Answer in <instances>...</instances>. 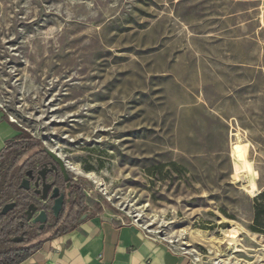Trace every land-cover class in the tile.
<instances>
[{"label":"rangeland","instance_id":"rangeland-1","mask_svg":"<svg viewBox=\"0 0 264 264\" xmlns=\"http://www.w3.org/2000/svg\"><path fill=\"white\" fill-rule=\"evenodd\" d=\"M0 109L103 213L264 264V0H0Z\"/></svg>","mask_w":264,"mask_h":264},{"label":"crops","instance_id":"crops-1","mask_svg":"<svg viewBox=\"0 0 264 264\" xmlns=\"http://www.w3.org/2000/svg\"><path fill=\"white\" fill-rule=\"evenodd\" d=\"M10 126L0 109V152L15 138ZM79 218L69 232L43 241L19 264H193L137 224L103 212Z\"/></svg>","mask_w":264,"mask_h":264},{"label":"trees","instance_id":"trees-1","mask_svg":"<svg viewBox=\"0 0 264 264\" xmlns=\"http://www.w3.org/2000/svg\"><path fill=\"white\" fill-rule=\"evenodd\" d=\"M45 148L37 140L24 133L7 142L0 152V209L14 202L15 207L5 216H0V264H19L37 250L43 241L69 232L88 207L101 213L100 207L89 200L84 188L75 184L71 196L57 219L43 230L27 224L24 215L30 198L18 188L28 160L49 159ZM251 231L264 236V191L251 200Z\"/></svg>","mask_w":264,"mask_h":264},{"label":"flooded vegetation","instance_id":"flooded-vegetation-1","mask_svg":"<svg viewBox=\"0 0 264 264\" xmlns=\"http://www.w3.org/2000/svg\"><path fill=\"white\" fill-rule=\"evenodd\" d=\"M34 161L33 160H28L26 162V167L23 171L22 179H26L29 181V189L27 191L22 190L24 193L27 194V196L30 198V204H33L34 206L37 207V211H44L47 214V222L45 223L43 229L50 225L52 222V219H57L58 217H53L51 213V206L53 205L54 199H50L49 196L51 195V192L54 188H58L59 193L64 195V204L68 201V198L71 196V193L73 189L75 188V184L73 183V179L70 177H67L62 169L59 167V165L54 162L51 158L49 159H44L42 161H37L34 164H32ZM27 171H32V176L34 177L32 180L27 177L25 174ZM38 171H44L45 172V184L51 185L50 189L48 190L47 193V198L46 200L42 201L40 199L41 194H42V181L39 180L37 187H35L36 183V173ZM39 191V195H36L35 193ZM63 207L60 211V213L63 210ZM59 213V215H60ZM58 215V216H59ZM27 224L31 227H35L39 229V224H32L30 221H27ZM42 229V230H43Z\"/></svg>","mask_w":264,"mask_h":264},{"label":"water","instance_id":"water-1","mask_svg":"<svg viewBox=\"0 0 264 264\" xmlns=\"http://www.w3.org/2000/svg\"><path fill=\"white\" fill-rule=\"evenodd\" d=\"M46 153L48 154V156L58 164V162L53 158V156L47 152V150H45ZM27 177H29L31 180L34 178L32 176V171H27L25 174ZM36 183H35V187H37L38 181L41 180L42 181V194L40 199L42 201L46 200L47 198V193L48 190L50 189L51 185H47L45 184V172L44 171H38L36 173ZM18 188L20 190H24L27 191L29 189V181L26 180L25 178L21 180ZM36 195H39V191H37L35 193ZM50 199H54L53 201V205L51 206V213L53 215V217H58L63 204H64V195L59 193L58 188H54L51 192V195L49 196ZM15 207V203L14 202H10L5 204L4 206L1 207L0 209V216H5L7 213H9L10 211L13 210V208ZM24 215L26 216V220L30 221L32 224H39V229L42 230L45 223L47 222V214L44 211H37V207L34 206L33 204L28 205ZM87 216V214H83L79 219H83Z\"/></svg>","mask_w":264,"mask_h":264},{"label":"bare ground","instance_id":"bare-ground-1","mask_svg":"<svg viewBox=\"0 0 264 264\" xmlns=\"http://www.w3.org/2000/svg\"><path fill=\"white\" fill-rule=\"evenodd\" d=\"M234 149H235L236 151H238V146H235Z\"/></svg>","mask_w":264,"mask_h":264},{"label":"built area","instance_id":"built-area-1","mask_svg":"<svg viewBox=\"0 0 264 264\" xmlns=\"http://www.w3.org/2000/svg\"><path fill=\"white\" fill-rule=\"evenodd\" d=\"M193 264H198L197 262H195L194 260H192Z\"/></svg>","mask_w":264,"mask_h":264}]
</instances>
